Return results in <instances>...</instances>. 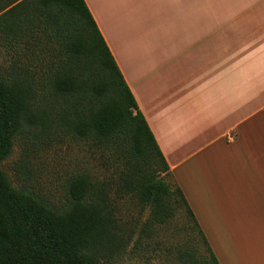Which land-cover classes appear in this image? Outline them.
<instances>
[{
	"label": "crops",
	"instance_id": "0c3cea01",
	"mask_svg": "<svg viewBox=\"0 0 264 264\" xmlns=\"http://www.w3.org/2000/svg\"><path fill=\"white\" fill-rule=\"evenodd\" d=\"M83 1L215 245L209 211L264 196V0ZM257 245L229 264H264Z\"/></svg>",
	"mask_w": 264,
	"mask_h": 264
},
{
	"label": "trees",
	"instance_id": "16d2710c",
	"mask_svg": "<svg viewBox=\"0 0 264 264\" xmlns=\"http://www.w3.org/2000/svg\"><path fill=\"white\" fill-rule=\"evenodd\" d=\"M38 29L56 43L46 83L21 68L12 78L0 75V264H104L101 255L130 245L104 187L78 175L69 183V206L54 209L14 188L2 171L24 125L49 130L54 124L113 150L124 165L118 190L148 208L145 225H164L184 212L206 254L185 251L183 264H219L84 1L4 0L3 41L17 48Z\"/></svg>",
	"mask_w": 264,
	"mask_h": 264
},
{
	"label": "rangeland",
	"instance_id": "374dc122",
	"mask_svg": "<svg viewBox=\"0 0 264 264\" xmlns=\"http://www.w3.org/2000/svg\"><path fill=\"white\" fill-rule=\"evenodd\" d=\"M3 3L0 0V8ZM16 46L0 38V75L12 78L14 69L21 68L46 83L54 67L56 43L47 40L38 29L32 38L19 41ZM43 94L47 96V92ZM123 167L112 149L91 139L76 137L56 124L49 130L24 125L10 155L1 163L14 188L37 196L54 209L69 206V183L78 175L104 187L118 225L131 234L126 252L105 253L99 257L104 264H183L180 255L193 250L197 257H205V247L182 210L164 225H145L148 208H143L133 195L118 190ZM237 196L243 201L232 206L231 212L228 207H223L225 211L218 207L209 211L208 232L219 243L214 245L213 239H208L209 247L223 264H229L233 255L243 254L255 242L264 248V196L253 197L251 203L249 195ZM214 215L216 222L224 225L213 227Z\"/></svg>",
	"mask_w": 264,
	"mask_h": 264
}]
</instances>
